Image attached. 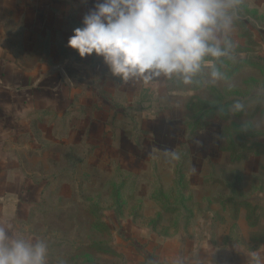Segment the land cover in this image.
Returning a JSON list of instances; mask_svg holds the SVG:
<instances>
[{
	"label": "rangeland",
	"instance_id": "rangeland-1",
	"mask_svg": "<svg viewBox=\"0 0 264 264\" xmlns=\"http://www.w3.org/2000/svg\"><path fill=\"white\" fill-rule=\"evenodd\" d=\"M21 1L50 0L8 8ZM61 1L68 34L45 30L31 41L13 35L21 13L5 23L0 10L8 47L32 51L20 56L25 64L44 63L50 76L70 57L86 78L65 88L64 113L39 116L44 150L25 168L38 175L34 191L21 201L8 185L6 235L44 243L46 264H251L253 252L264 264L263 48L217 35L226 55H206L191 83L176 73L124 80L102 56L67 46L81 12L104 0ZM153 129L170 132L166 147Z\"/></svg>",
	"mask_w": 264,
	"mask_h": 264
},
{
	"label": "clouds",
	"instance_id": "clouds-1",
	"mask_svg": "<svg viewBox=\"0 0 264 264\" xmlns=\"http://www.w3.org/2000/svg\"><path fill=\"white\" fill-rule=\"evenodd\" d=\"M240 0H104L73 29L67 46L81 58L102 56L114 75L128 80L182 74L184 83L206 55H226L217 33L230 30L229 10ZM213 80L222 74L213 68ZM243 105L237 102L234 109ZM173 159H179L175 152ZM46 245L11 239L0 227V264H46ZM251 264H261L251 253Z\"/></svg>",
	"mask_w": 264,
	"mask_h": 264
},
{
	"label": "crops",
	"instance_id": "crops-1",
	"mask_svg": "<svg viewBox=\"0 0 264 264\" xmlns=\"http://www.w3.org/2000/svg\"><path fill=\"white\" fill-rule=\"evenodd\" d=\"M81 1L88 5L87 0ZM60 2L65 4V1L50 0L44 3L37 1L26 6L24 1H21L20 3H13V9L10 10L8 0H1L0 10L4 16H7L4 18L5 23L13 17L14 12L19 11L21 14L16 15L19 17L16 21L20 20V29H17L16 33L13 32V35L22 33L19 36L21 39L31 41L34 38H39L41 31L45 30H51L54 34L58 32L63 36L68 34L63 25L64 21L71 22V18H66L64 8L61 11L60 8L56 7ZM21 4L24 9H27H19ZM44 4H48L46 8ZM50 6L53 8L49 11ZM60 13L63 17H60ZM81 14L85 16L87 13L81 12ZM229 14L232 16L230 30L227 33L221 31L217 35H221L224 39L238 38L241 41H254L256 45L263 48V51H260V57L261 61L264 62V0H240L239 4L229 10ZM1 20L2 17H0V23H2ZM48 24L51 25L48 26ZM5 33H7L5 27L0 26L1 206L5 195L9 193L8 191H15L12 188L10 190L8 185L18 186L16 191L19 192L21 201L25 200L23 193L31 194L34 191L31 184H34L33 177L38 175H33L31 172L29 175L25 168L28 157L32 158L34 154L39 156L40 152L44 150H41L38 145V138L41 134L39 116H41L42 111H50L54 115L60 114V112L64 113L67 106L65 88L72 84L75 85L74 76L79 80L85 76H82L81 67H76L70 57L64 59L58 74L50 76L43 72L46 69L44 63L37 61L35 65L25 64L20 56L23 53H32V51H26L24 48L25 51L18 49L19 54L13 52L5 43ZM54 39L48 35L46 40L54 45L52 42ZM48 50H50L49 47ZM23 149L27 151V155H24ZM12 175L15 179L10 178ZM25 184H27L26 188L23 187ZM18 206L20 208L21 204L19 203Z\"/></svg>",
	"mask_w": 264,
	"mask_h": 264
},
{
	"label": "trees",
	"instance_id": "trees-1",
	"mask_svg": "<svg viewBox=\"0 0 264 264\" xmlns=\"http://www.w3.org/2000/svg\"><path fill=\"white\" fill-rule=\"evenodd\" d=\"M78 73V72H77ZM79 74V73H78ZM83 79H86L85 76L83 77ZM157 121V120H154ZM170 134V132L168 131H160L159 133L156 131V129L152 130V136L154 137V140L158 141L161 144H165V147L167 146L166 144H168L167 142L163 141L165 140V138ZM164 146V145H161Z\"/></svg>",
	"mask_w": 264,
	"mask_h": 264
}]
</instances>
